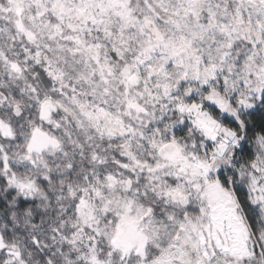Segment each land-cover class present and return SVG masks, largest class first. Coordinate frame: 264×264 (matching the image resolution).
I'll list each match as a JSON object with an SVG mask.
<instances>
[{
	"label": "snow or ice",
	"instance_id": "6c2138e0",
	"mask_svg": "<svg viewBox=\"0 0 264 264\" xmlns=\"http://www.w3.org/2000/svg\"><path fill=\"white\" fill-rule=\"evenodd\" d=\"M0 264H264V0H0Z\"/></svg>",
	"mask_w": 264,
	"mask_h": 264
}]
</instances>
